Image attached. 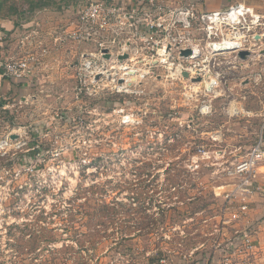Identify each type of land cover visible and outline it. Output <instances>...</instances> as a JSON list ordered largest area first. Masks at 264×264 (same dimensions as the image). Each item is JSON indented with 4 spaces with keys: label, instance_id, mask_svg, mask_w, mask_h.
<instances>
[{
    "label": "rangeland",
    "instance_id": "1",
    "mask_svg": "<svg viewBox=\"0 0 264 264\" xmlns=\"http://www.w3.org/2000/svg\"><path fill=\"white\" fill-rule=\"evenodd\" d=\"M72 50L53 54L35 87L0 94V264L205 263L230 191L225 170L257 140L264 89H247L242 105L259 116L228 115L240 92L227 87L203 115L200 86L171 79L168 65L141 66L127 92L84 87L74 67L94 47ZM261 51L236 80L264 67ZM9 135L19 138L5 146ZM95 183L102 195L78 208Z\"/></svg>",
    "mask_w": 264,
    "mask_h": 264
},
{
    "label": "built area",
    "instance_id": "2",
    "mask_svg": "<svg viewBox=\"0 0 264 264\" xmlns=\"http://www.w3.org/2000/svg\"><path fill=\"white\" fill-rule=\"evenodd\" d=\"M74 14L73 19L65 14L64 24L49 35L44 34L40 22L25 35H0V51L7 52L0 53V77L35 87L42 72L50 67L53 54L89 45L94 50L83 53L79 66L74 67L84 87L113 86L118 92H127L144 79L141 66L152 69L158 62L168 65L171 79L187 82L189 87L200 86L199 109L203 115L213 113L214 99L224 87L241 92L248 82L252 89H264V67L244 80H236L251 67L264 46V16L244 4L204 13L194 4L174 6L173 0H140L129 5L84 1ZM184 50H191V54L183 56ZM242 51L249 52L245 59L239 57ZM124 56L127 58L121 59ZM156 56L161 59L156 60ZM247 99V93L231 98L227 114L259 116L242 106ZM234 103L241 107L232 108ZM16 137L9 135L3 145H10ZM263 167L264 122L249 152L225 170L232 189L225 194L212 251L203 264H253L258 252L264 250L259 249L264 217H253L256 199L264 195L260 183ZM226 231H230V237H226ZM204 244L184 258H191Z\"/></svg>",
    "mask_w": 264,
    "mask_h": 264
},
{
    "label": "crops",
    "instance_id": "3",
    "mask_svg": "<svg viewBox=\"0 0 264 264\" xmlns=\"http://www.w3.org/2000/svg\"><path fill=\"white\" fill-rule=\"evenodd\" d=\"M22 2V5L17 2ZM84 1H106L116 4H133L140 0H0V35H25L31 32L35 25L40 22L45 35H49L59 24H64L63 16L74 18V9L77 5ZM238 3L244 4L247 7L253 8L254 11L264 16V0H173L174 6L185 4H194L200 12H216L222 11L230 6ZM65 17V16H64ZM259 39V37H257ZM5 55L7 52L3 49L0 51ZM64 53V52H63ZM64 55H74L72 47H68ZM264 58V56H263ZM51 59H49V62ZM43 76L37 81H41ZM23 85L33 87L35 84L27 85L22 83L10 82L0 77V94L15 90L16 86ZM244 92L248 94L247 89L252 90V87L245 82L243 85ZM243 92V93H244ZM242 91L240 94H243ZM255 92H251L254 95ZM252 96L248 95V98ZM257 99L264 105V94L262 93ZM245 118V117H244ZM260 183L264 190V175H260ZM226 188V187H223ZM230 190L231 186H228ZM254 214L264 217V195L256 199L254 204ZM264 241V232L262 236ZM261 246L264 249V242ZM253 264H264V250L257 255Z\"/></svg>",
    "mask_w": 264,
    "mask_h": 264
},
{
    "label": "trees",
    "instance_id": "4",
    "mask_svg": "<svg viewBox=\"0 0 264 264\" xmlns=\"http://www.w3.org/2000/svg\"><path fill=\"white\" fill-rule=\"evenodd\" d=\"M102 190H103L102 189V185H100V187H99V185H97L96 183L91 185V186H89V187H84L82 189V191L79 194H77V197H84L85 198V203L83 205L76 204V206H78V208H83V209L86 210V206H85L86 202H87V206H89L88 205V201L91 198H95L96 196H98L99 195L98 193H100V192H101L100 194L102 195ZM102 206L106 207L107 205L102 204ZM81 215H83V214H81ZM162 241H164V240H162Z\"/></svg>",
    "mask_w": 264,
    "mask_h": 264
},
{
    "label": "water",
    "instance_id": "5",
    "mask_svg": "<svg viewBox=\"0 0 264 264\" xmlns=\"http://www.w3.org/2000/svg\"><path fill=\"white\" fill-rule=\"evenodd\" d=\"M190 54H191V50L182 51V55L183 56H188ZM248 55H249V52H247V51H242V52L239 53V57H241L242 59H245L246 56H248ZM125 58H127V56L121 57V59H125ZM184 75H185V77L189 78V74L188 73H185ZM199 81H200V79L196 80V82H199ZM11 138L12 139H16L17 137L15 135H12Z\"/></svg>",
    "mask_w": 264,
    "mask_h": 264
},
{
    "label": "bare ground",
    "instance_id": "6",
    "mask_svg": "<svg viewBox=\"0 0 264 264\" xmlns=\"http://www.w3.org/2000/svg\"><path fill=\"white\" fill-rule=\"evenodd\" d=\"M131 73L134 75L135 71H131Z\"/></svg>",
    "mask_w": 264,
    "mask_h": 264
}]
</instances>
